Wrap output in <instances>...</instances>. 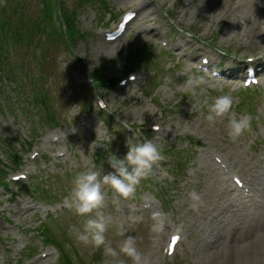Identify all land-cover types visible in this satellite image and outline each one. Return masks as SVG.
I'll list each match as a JSON object with an SVG mask.
<instances>
[{"label": "rangeland", "instance_id": "obj_1", "mask_svg": "<svg viewBox=\"0 0 264 264\" xmlns=\"http://www.w3.org/2000/svg\"><path fill=\"white\" fill-rule=\"evenodd\" d=\"M42 1L0 0V264H112L128 260L118 247L126 235L135 236L142 256H153L155 264H213L205 256L215 245L238 235L248 221H264V162L255 164L264 158V73L258 88L241 87L247 66H264L262 45L245 35L249 22L264 13V0H44L48 13ZM141 2L148 5L125 36L106 43L99 33L114 29ZM60 8L81 33L70 43ZM148 26L168 34L175 48L144 37ZM186 56L197 62L207 56L227 76L213 80L212 71L204 74ZM131 67L135 79L111 87ZM233 67L238 74L229 75ZM193 74L204 83L195 94L185 93L183 82ZM222 93L232 96L233 107L210 122L204 101ZM98 97L109 112L100 109ZM245 115L250 127L230 139L229 118ZM133 130L157 144L162 159L126 198L102 185L106 243L118 253L113 258L104 245L76 239L84 217L74 214L69 194L75 174L112 171L107 157L125 154L126 140L135 142ZM36 150L41 155L32 161ZM215 155L250 184L253 201L231 188ZM27 167L32 173L22 185L10 182ZM193 189L200 194L196 209L188 198ZM208 216H219L214 231ZM157 219L163 227L152 232ZM174 230L183 237L170 257L166 246Z\"/></svg>", "mask_w": 264, "mask_h": 264}, {"label": "clouds", "instance_id": "obj_2", "mask_svg": "<svg viewBox=\"0 0 264 264\" xmlns=\"http://www.w3.org/2000/svg\"><path fill=\"white\" fill-rule=\"evenodd\" d=\"M204 77L202 75H189L184 80L181 90L185 93L195 94L196 89L203 85ZM207 106L206 119L210 122L229 113L233 107V98L228 93H222L212 97L211 103L204 101ZM156 127V126H154ZM250 127L248 117L242 116L237 119L230 117L228 121V136L230 139H236L242 131ZM138 133L133 130V140H126L127 151L121 157L115 153L107 157V162L112 169L102 176L97 171L84 170L73 177V189L69 194L70 205L77 216H83L84 220L79 229H75L76 239L91 244L99 248L104 245L103 252L113 258L118 257L117 250L106 243L105 231L109 220L101 211L104 207V192L102 185H108L114 193L120 197H128L135 191L140 181L153 173L154 168L158 167V161L162 159L157 144L152 140L137 138ZM188 198L191 201L190 207L196 209L200 201V194L196 190L188 192ZM113 203H117L116 197ZM94 213V214H93ZM159 214H154V218ZM134 220H141L142 217H133ZM163 227V221L157 219V222L151 226L152 232H159ZM120 235L125 234L121 230ZM119 253H122L128 260L114 259L112 264H147V260L142 258L141 252L136 245V237L126 235L119 243Z\"/></svg>", "mask_w": 264, "mask_h": 264}, {"label": "bare ground", "instance_id": "obj_3", "mask_svg": "<svg viewBox=\"0 0 264 264\" xmlns=\"http://www.w3.org/2000/svg\"><path fill=\"white\" fill-rule=\"evenodd\" d=\"M120 1L123 4L131 2V0ZM147 5V3L143 2L135 3L134 10L138 11L135 20L140 17ZM257 17L253 22H249L250 24L246 26L245 30H248L249 28V32L245 35L250 43L260 44L262 45L261 48L264 49V37L261 34V24L264 25V13L258 18ZM237 26H240V24ZM240 67H242V65ZM233 71L236 72V69H232V73L235 74ZM226 73L227 72H225V74ZM263 162L264 158L260 156L257 157L255 164L260 165ZM234 205L235 203L231 201V206ZM209 216L207 218L210 219ZM218 217H211V223L210 226H208V230L214 231L215 225L218 222ZM239 229L240 228L235 231L238 235L226 238L222 243L215 245L206 253L205 258L213 264H264V221L262 219L256 220L254 223L248 221L246 225L243 226L242 230L239 231ZM142 257L146 258L145 256ZM153 259L154 257L152 256L150 260H147V264H155Z\"/></svg>", "mask_w": 264, "mask_h": 264}, {"label": "trees", "instance_id": "obj_4", "mask_svg": "<svg viewBox=\"0 0 264 264\" xmlns=\"http://www.w3.org/2000/svg\"><path fill=\"white\" fill-rule=\"evenodd\" d=\"M50 11V9H48V11L47 12H49ZM71 20L68 18V16H66V22H70ZM96 77L100 80V81H103L104 79H103V76H102V74H101V72L100 71H98V72H96Z\"/></svg>", "mask_w": 264, "mask_h": 264}]
</instances>
